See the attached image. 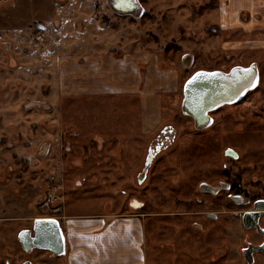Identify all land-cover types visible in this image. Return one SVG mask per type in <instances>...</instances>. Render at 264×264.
<instances>
[{
    "label": "rangeland",
    "instance_id": "rangeland-1",
    "mask_svg": "<svg viewBox=\"0 0 264 264\" xmlns=\"http://www.w3.org/2000/svg\"><path fill=\"white\" fill-rule=\"evenodd\" d=\"M217 1L138 0V13L120 14L107 0H0V33L9 46L0 43V208L5 205L0 211L5 216L0 218V264L9 255L14 264L27 256L36 264H65L67 255L53 258L42 249L40 258L25 253L15 231L32 216L64 213L138 218L144 264H243L237 215L222 213L220 221L205 222L204 234L187 239L185 221L198 217L166 216L186 211L180 200L185 189L193 197L195 184L225 161L220 156L227 143L242 155L226 161L229 169L243 189H255L249 186L251 171L245 163L258 151L260 155L264 143L259 108L264 99V29L220 27ZM94 52L140 55L142 84L149 66L143 56H154L159 68L175 72V82L156 90V99L148 98L147 112L136 91L60 96L53 85L61 55L75 53L84 60L81 53ZM252 61L258 68L255 86L237 105L212 112L210 127L194 132L181 108L187 78L197 70L227 71ZM144 114L151 118L145 125ZM168 123L176 140L156 155L138 183L148 142ZM259 155L264 164V154ZM253 173L264 177V165ZM205 199L200 208L216 209V202H208L206 209ZM135 200L143 206L133 208L130 201ZM184 245L189 248L183 250ZM256 261L264 264V257L257 255Z\"/></svg>",
    "mask_w": 264,
    "mask_h": 264
},
{
    "label": "crops",
    "instance_id": "crops-1",
    "mask_svg": "<svg viewBox=\"0 0 264 264\" xmlns=\"http://www.w3.org/2000/svg\"><path fill=\"white\" fill-rule=\"evenodd\" d=\"M218 4L220 27L236 28L244 32L264 29V0H219ZM38 9L40 10V5ZM243 12L244 18L241 17ZM226 16H229L231 23L225 22ZM74 54L61 55L59 91L65 95L111 92L128 94L136 91L141 94L142 110L147 112L148 98L152 96L156 99V90L162 89L163 84L166 90L168 81L171 85L175 82V72L172 69L159 68L154 56H143L149 66L142 84L139 69L142 57L138 54L119 58L110 53H81L86 57L84 60ZM137 55L140 56L139 59ZM149 116L143 115V125L150 122ZM59 223L65 238V251L62 254V257L67 255L65 264H144V255L140 249L139 220L136 217L110 219V216L102 213L88 216L69 214L61 217ZM15 231L17 235V229ZM28 252L40 258V249ZM10 256L4 260L5 264H14ZM24 258L17 259V264H21ZM26 258L28 264H36L31 260L33 256L31 259L29 256Z\"/></svg>",
    "mask_w": 264,
    "mask_h": 264
},
{
    "label": "flooded vegetation",
    "instance_id": "flooded-vegetation-1",
    "mask_svg": "<svg viewBox=\"0 0 264 264\" xmlns=\"http://www.w3.org/2000/svg\"><path fill=\"white\" fill-rule=\"evenodd\" d=\"M110 1H111V3H113L112 0H107V3L111 7ZM137 2H138V0H137ZM7 3H8V5L13 6L12 2L8 1ZM218 3H219V0L217 1V5L219 6ZM118 5L121 9H124L127 7V5H129V2H126L125 0L124 1H118ZM241 15H242L241 16L242 18L245 17V14H243V13H241ZM231 29H233V28H231ZM234 29H236V28H234ZM39 34H40V36H44L43 32H41V33L39 32ZM54 39H55V41H57L58 37L55 36ZM0 43L2 46L7 47L9 50V46L6 43V39L3 38L2 33H0ZM60 62L61 61H59L57 63L58 65H57V69H56L58 72L57 73V82H56V85H53V86L55 87L57 93L60 96H62L65 94L61 93L59 91L60 90L59 72L61 70V68L59 67V66H61ZM248 68H254L256 70V81H257V70H258V68H257V63L255 61L249 62L245 66L229 67V69L227 71L226 70L225 71L224 70H218V71H221L223 73L228 74L230 72H236V71L248 69ZM215 70H217V69H211V70L205 69V70H201V71H215ZM197 71H199V70H197ZM190 77H188L187 80ZM184 84H183V87H184ZM183 87H182V99H183ZM252 88H250L249 90H251ZM249 90H247L239 100H237L235 102H231V103H222V104L218 105L217 107H215L214 109L207 111L206 112V121L203 120V121L198 122L191 115L186 114L182 111L183 115L185 117H188L191 120V127L193 128L194 132H201L213 124V119L211 116L212 112L220 109L221 107L229 108L231 106L237 105L238 103H240L244 99V96L246 95V93ZM69 94L75 95L76 97L77 96H88V95H85L84 93H74V94L69 93ZM89 95H91V94H89ZM181 104H182V100H181ZM42 105L45 106L46 104L42 103ZM259 108L262 111V116L264 119V99L260 101ZM176 137H177V134L175 132V129L173 128V125L171 123H168V124L163 125L159 129V131L154 135V137H152L150 139V141L148 142L149 145L147 146L146 155L143 159V167H141V170H139L137 177H136L138 183H141L143 181V179L146 176L147 171H148L149 167L151 166L152 161L156 157V155H158V153H161L163 149L170 148L172 146L173 142H175ZM255 148H256V146H255ZM259 148H261V150H262V151H260V155L258 154V152H259L258 151L256 158H253L255 156H252V158H250V160H248L245 163V170L251 171V174H250L251 179L249 180L250 181L249 186H251L252 188L255 187L254 190H249V189H245V188L243 189L242 185H241V179L235 174V171H232L229 169L226 161H230V162L231 161H237V160L242 158V155H241L238 148L227 143L222 147L221 156H220V158H222L225 161L220 162L219 168L217 170L213 169V171H210L205 179H200L195 184V187H193V197L186 196L187 195V193H186L187 189H185L186 195L181 196L180 200H181V204L185 208H187L186 211L178 212V213L177 212H170L166 215L168 218H174V217L180 218V216H182V215H186L185 217H187V218H190L191 216L198 217V219H193V220L189 221L188 223H187V221H185V225H186V223L188 224L187 226L184 225V227H183V228H185L184 229V234H185L184 237L186 239L190 237V234H192L194 236H197L196 234H198V235H202V233L204 234L207 231V229H205V225H206L205 222H207V221H214V222L220 221V216H221L220 214H222V213H225L224 217L227 216L226 214H229V216H231V217H234L237 215L239 218L240 226L243 230V233H242L243 237L240 240V247H239V255L241 257L243 264H256V262H257L256 256L257 255H262L264 257V252L260 248H258L259 246H261L264 243V232H263V230H264V177H258V173L257 174L253 173L255 171V169H257L259 166L264 165L262 162L259 161L260 159L257 158L258 155L261 156L264 154V143L262 146L260 144ZM148 155H151L152 159H151L150 164L147 167V169H145L146 157ZM206 195H207L208 199L204 198ZM194 197H195V202H194ZM51 199H52V195H50V197H47V200L49 203L51 202ZM204 199L206 201V209L208 207L207 206L208 202H210V203L216 202V206H215L216 209L205 210V209L200 208V207H204ZM223 199H224V203H221V201H223ZM52 202H59L60 203L61 201L55 199ZM130 204L133 208H136V209L141 208L143 206V203L139 202L138 200H135L132 202L130 201ZM3 207L0 208L1 213L4 210V209H2ZM221 207H225V208L228 207V209L227 210H220ZM230 207H233V209H230ZM192 208H196V209H192ZM254 211L261 212L259 217L256 220L254 219L256 221L257 225L251 226V227H246L243 223L244 214L247 212H254ZM11 212L13 213V211H11ZM65 215H66V213H64L62 215H53V216L47 215V216H34V217L32 216L31 218H28L30 220L29 224L21 226L17 229V235L16 236H17V240H18L19 245L21 246L22 250H24L25 253H29L28 251H30L32 249H42V250L47 251L52 256V254L49 250L31 246L30 241H31V239H33V235H34V225H35L34 222L36 219H40V218H49V217L54 218L57 220L59 227L62 231V235H63V230H62L61 225L59 223V219L61 217H64ZM68 215L69 214H67L66 216H68ZM9 219H12V218H9ZM13 219H18V218H13ZM254 220L252 219V217L248 218L249 222H253ZM192 227H193V229H196L197 232L195 231L192 233L188 230V229H192ZM202 231H205V232H202ZM173 235H175V233L172 231V228H171V230L169 232V236L171 237V239H170L171 241L173 240ZM63 237H64V235H63ZM64 243H65V238H64ZM186 246L187 245H184L182 247L183 250H185V248H189V245H188V247H186ZM64 247H65V244H64ZM223 249L226 250V248H224V247H223ZM223 249L221 248V249H219V251H222ZM64 251H65V249H64ZM219 251L217 253H219ZM223 254H221V255H223ZM59 256H61V255H57V256L53 255V258L59 257ZM25 260H27L26 257L24 258V261L21 264H27V262ZM217 261H218V257H216L214 259V262H217Z\"/></svg>",
    "mask_w": 264,
    "mask_h": 264
},
{
    "label": "water",
    "instance_id": "water-1",
    "mask_svg": "<svg viewBox=\"0 0 264 264\" xmlns=\"http://www.w3.org/2000/svg\"><path fill=\"white\" fill-rule=\"evenodd\" d=\"M118 1L124 0H112L113 3L110 1L112 9L117 13L136 14L140 10L137 0H125L129 2V5L124 9L119 7ZM251 69H253V72L248 75L244 73V69L228 74L218 70L195 72L184 84L182 111L191 115L198 122L206 121L207 111L222 103H231L239 100L247 90L253 87L256 82V70L254 68ZM197 73H216L218 75L200 76L197 77L195 82L188 84V81L196 76ZM151 159V155L146 157L145 169L149 166ZM260 214L261 212L259 211L245 213L243 217L244 225L246 227L257 225L255 220ZM249 217L255 220L249 222ZM37 221L40 223H37ZM51 221H55V223H50ZM34 224V235L30 241L31 246L49 250L54 256L62 255L65 243L57 220L50 217L40 218L36 219ZM258 248L264 252V243Z\"/></svg>",
    "mask_w": 264,
    "mask_h": 264
},
{
    "label": "snow or ice",
    "instance_id": "snow-or-ice-1",
    "mask_svg": "<svg viewBox=\"0 0 264 264\" xmlns=\"http://www.w3.org/2000/svg\"><path fill=\"white\" fill-rule=\"evenodd\" d=\"M243 71L246 75H248V74H251L253 72V69L248 68V69H244ZM216 75H218V74H216V73H197L196 76L192 77V79L188 81V84H192L193 82L196 81L197 77H200V76H216ZM253 86H255V85H253ZM37 223H40V222L37 221ZM50 223H55V221H51Z\"/></svg>",
    "mask_w": 264,
    "mask_h": 264
}]
</instances>
